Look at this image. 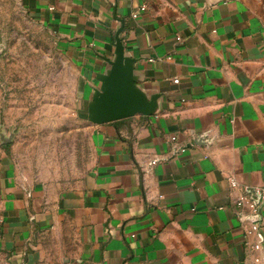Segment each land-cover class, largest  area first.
Wrapping results in <instances>:
<instances>
[{"label":"crops","instance_id":"obj_1","mask_svg":"<svg viewBox=\"0 0 264 264\" xmlns=\"http://www.w3.org/2000/svg\"><path fill=\"white\" fill-rule=\"evenodd\" d=\"M24 3L76 72L93 159L73 186L33 183L0 146V264H44L67 227L71 264H264V208L247 235L229 186L264 187V0ZM120 60L147 109L96 122Z\"/></svg>","mask_w":264,"mask_h":264},{"label":"rangeland","instance_id":"obj_2","mask_svg":"<svg viewBox=\"0 0 264 264\" xmlns=\"http://www.w3.org/2000/svg\"><path fill=\"white\" fill-rule=\"evenodd\" d=\"M57 42L24 0H0V146L33 183L70 187L89 170L93 149L74 110L76 72ZM41 242L44 264H71V227Z\"/></svg>","mask_w":264,"mask_h":264},{"label":"water","instance_id":"obj_3","mask_svg":"<svg viewBox=\"0 0 264 264\" xmlns=\"http://www.w3.org/2000/svg\"><path fill=\"white\" fill-rule=\"evenodd\" d=\"M118 36H116L117 52L121 54ZM117 72L112 82L107 86L101 96V111L96 114V122H110L134 116L135 113L144 111L147 106L142 105L130 97L127 92L126 76L123 75L122 60L117 65Z\"/></svg>","mask_w":264,"mask_h":264},{"label":"built area","instance_id":"obj_4","mask_svg":"<svg viewBox=\"0 0 264 264\" xmlns=\"http://www.w3.org/2000/svg\"><path fill=\"white\" fill-rule=\"evenodd\" d=\"M106 1L112 2L113 0ZM140 10L143 11L144 8H140ZM132 17L136 18L137 16L134 14ZM177 82V80H174V83ZM172 140L175 141V138ZM184 150L185 148H181L180 152H183ZM155 163L156 162H151L150 165L153 166ZM229 186L234 192V205L239 210L236 215L241 223L246 224L245 233L247 235L258 233L261 227V211L264 208V187L240 185L233 179L229 180ZM244 210L247 214L243 213ZM251 249L255 252L261 251L260 243L252 245ZM254 261L255 263H258L260 259L256 258Z\"/></svg>","mask_w":264,"mask_h":264}]
</instances>
